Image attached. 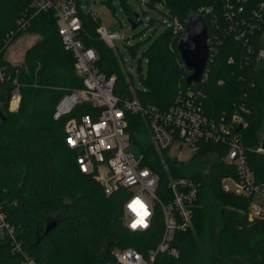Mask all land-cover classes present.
<instances>
[{
	"label": "trees",
	"instance_id": "1",
	"mask_svg": "<svg viewBox=\"0 0 264 264\" xmlns=\"http://www.w3.org/2000/svg\"><path fill=\"white\" fill-rule=\"evenodd\" d=\"M33 1L0 0V67L7 76L0 80V207L16 234L15 240L0 234V264H24L27 257L36 264H104L116 249L154 248L163 229L161 212L147 232L128 230L123 216L129 190L120 188L108 195L78 168L77 152L67 145L66 124L86 114L98 119L100 110L83 102L70 114L54 118L60 101L83 89L84 83L73 54L62 43L54 13L32 9ZM75 1L82 23L79 38L98 54L99 71L116 76L117 96L164 110L180 93L192 90L200 93L208 115L229 118L237 113L243 118L246 125L238 132L246 149L262 146L258 133L264 120V66L258 67L249 49L262 46L264 21L261 30L239 36L246 30L243 19L253 23V8L264 0H248L234 21L226 15L225 0H150L151 6L163 2L162 13L171 24L145 51V88L135 86L122 56L101 38L100 20ZM120 4L128 18L135 20L139 14L142 20L128 0ZM191 13L206 23L211 50L204 77L188 84L191 73L177 50L183 32L175 33L174 25L185 27ZM21 19L29 22L25 29ZM23 33L39 34L41 39L25 51L22 64H14L4 52ZM14 80L20 85L21 105L11 112ZM127 119L133 151L144 155V163L159 175L162 198L172 178L190 177L202 183L193 227L178 235L181 255L162 256L157 264H231L234 257L245 264H264V217L249 221L250 200L222 187V179L236 173L234 166L223 162L226 146L201 142L190 160L179 161L169 150L156 147L147 116L127 113ZM247 155L260 178L264 153L247 151ZM49 221L56 224L44 235Z\"/></svg>",
	"mask_w": 264,
	"mask_h": 264
},
{
	"label": "built area",
	"instance_id": "2",
	"mask_svg": "<svg viewBox=\"0 0 264 264\" xmlns=\"http://www.w3.org/2000/svg\"><path fill=\"white\" fill-rule=\"evenodd\" d=\"M248 0H225L226 15L234 21L244 12ZM38 12L52 11L57 20L58 32L64 47L75 58V68L82 76L84 88L67 94L57 105L54 118L59 119L70 114L76 106L88 101L100 110L98 119L86 114L71 119L65 127L68 147L77 152L76 163L81 173L91 175L99 182L108 195L120 188L129 190V197L124 204V222L128 230L137 233L147 232L154 225L157 213L163 218V229L156 247L141 252L127 247L112 251L104 264H157L162 256L179 258L178 235L193 227L195 206L202 183L195 178L177 177L167 184V194L159 195V175L144 163V155L133 151L132 137L128 131L127 113L147 116V125L156 147L171 151L176 149L192 155L199 149L201 142H212L226 146L222 155L223 162L234 166V176L222 179L225 191L246 197L250 200L249 221L264 217V175L260 178L249 164L247 151L264 153V149H246L238 128L246 122L235 113L231 117L208 115L199 100L200 93L192 90L180 93L167 109L155 106H143L136 99L121 98L115 94L116 76H107L97 68L98 54L88 48L79 38L82 23L77 15L75 0H34L31 6ZM253 23L243 19L247 33L259 31L264 21V1H260L251 13ZM29 22L21 19V28ZM185 27L175 22V33L184 32ZM247 31V33H246ZM98 32L109 47H114V39L123 38L122 32L108 35L104 27ZM209 44V42H208ZM209 50L210 47H209ZM256 63H264V43L258 49H249ZM229 62H233L232 59ZM205 71L202 78L204 77ZM7 76L0 67V80ZM201 78V79H202ZM14 89L9 100V110L16 112L21 105L20 85L14 80ZM171 155V154H170ZM172 156V155H171ZM173 157V156H172ZM190 157V158H191ZM190 160V159H189ZM184 161V160H182ZM139 198L147 207V228L138 226L135 230L129 225L136 219L135 213L127 207ZM0 234L16 239L14 228L9 224L0 207ZM24 264H36L27 257Z\"/></svg>",
	"mask_w": 264,
	"mask_h": 264
},
{
	"label": "rangeland",
	"instance_id": "3",
	"mask_svg": "<svg viewBox=\"0 0 264 264\" xmlns=\"http://www.w3.org/2000/svg\"><path fill=\"white\" fill-rule=\"evenodd\" d=\"M108 1L113 6L107 4ZM80 2L81 9L92 12L100 20L101 27L106 29L108 35L123 33L124 37L122 39H114L113 49L122 56L124 69L132 73L135 86L145 88L143 79L146 78L148 73V59L145 51L171 24L170 19L162 13L165 10L163 2L156 1L151 6L149 5L150 0H128L133 11L142 15L143 23L136 29L131 28L120 0H80ZM151 19H154V21L150 22ZM40 39L39 34L23 33L8 45L4 57L14 64H22L25 51ZM262 41L264 43V34ZM263 66L264 63H258V67ZM84 102L88 103V101ZM258 137L259 142L262 144L260 148L264 149V120ZM170 154L179 161H188L192 151L188 149L179 153L178 150L172 149ZM214 233H218V230L215 229ZM229 260L231 264H245L240 257Z\"/></svg>",
	"mask_w": 264,
	"mask_h": 264
},
{
	"label": "water",
	"instance_id": "4",
	"mask_svg": "<svg viewBox=\"0 0 264 264\" xmlns=\"http://www.w3.org/2000/svg\"><path fill=\"white\" fill-rule=\"evenodd\" d=\"M132 29H136L143 21L139 14L136 19L128 18ZM177 50L185 68L190 71L187 83H197L201 80L209 59L208 28L203 18L197 13H191L186 21L185 29L181 35ZM242 126L239 127L241 129ZM264 148V145H263ZM56 222L49 221L44 235H47Z\"/></svg>",
	"mask_w": 264,
	"mask_h": 264
},
{
	"label": "clouds",
	"instance_id": "5",
	"mask_svg": "<svg viewBox=\"0 0 264 264\" xmlns=\"http://www.w3.org/2000/svg\"><path fill=\"white\" fill-rule=\"evenodd\" d=\"M133 213H135L136 219L132 222L129 227L135 230L138 226L147 228V217L150 216V212L144 203L139 198L134 199L130 204L127 205Z\"/></svg>",
	"mask_w": 264,
	"mask_h": 264
}]
</instances>
